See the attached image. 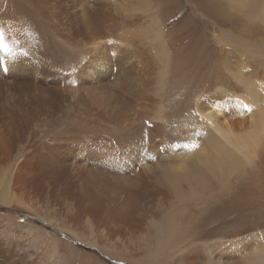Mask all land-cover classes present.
I'll list each match as a JSON object with an SVG mask.
<instances>
[{"label":"bare ground","instance_id":"obj_1","mask_svg":"<svg viewBox=\"0 0 264 264\" xmlns=\"http://www.w3.org/2000/svg\"><path fill=\"white\" fill-rule=\"evenodd\" d=\"M231 1L230 7H246L250 0ZM106 2L113 4V0ZM73 3L80 10L64 17L77 18L70 34L80 41L85 39L81 43V54L85 56L70 75L31 59L22 40L13 38L16 43L13 42L12 30L0 32V116L4 118L0 121V172L8 173L7 187L0 184V201L5 203L11 194L9 199L27 203L33 213L37 209L50 223L74 237L87 236L97 246L110 242L111 234L116 235L112 226H119L129 235L137 230L145 236L157 232L158 251H164L175 239L174 231L181 222L199 227L197 240L219 236L222 224L226 228L234 223L232 219L225 220L227 217L239 213L237 220L242 216L237 202L254 198L264 189V158H258L254 167L260 170L257 179L251 177V171L231 181L237 161L246 163L249 154L264 142V117L231 114L232 106L227 102L211 105L212 100H207L196 113L187 114L185 120L168 122L162 109L160 76L143 78L140 73L145 70L146 74L147 60L143 66L127 65V61L138 60L139 55L136 50L123 49L121 43L102 32L105 18L100 1ZM124 34L123 31L119 37ZM156 57L159 62L166 59L164 49L157 50ZM55 110L68 114L72 123L87 124L90 129L104 123L108 127L102 125L103 130L113 133L126 126L127 119H136L144 139L132 146L91 139L78 143L76 138L65 144L23 139L30 155L16 159L11 154V143L20 141L21 131L25 133L34 119L56 113ZM233 120H237V126L232 124L229 128L226 122ZM168 127L178 134H167ZM192 127L201 128L202 134ZM178 152L181 154L176 155ZM216 186L219 194L201 201L205 198L201 195L211 193ZM223 189L228 190L222 193ZM25 192L54 200L67 212L60 215L31 197L27 200ZM262 216L264 210L259 219ZM214 223H218L217 229H207ZM98 225L110 229L101 234ZM19 227L29 231L31 241L44 240L50 258L56 254V238L47 237L30 225ZM194 240L187 250L189 254L180 257L187 264H195L193 258H199L200 253L208 258L207 264H230L228 260L235 255L249 258L241 261L244 264L264 262V252L258 254L264 249V230L233 239L228 246L213 241L214 247H219V253L213 254L208 253L213 251L209 244L198 245Z\"/></svg>","mask_w":264,"mask_h":264},{"label":"rangeland","instance_id":"obj_2","mask_svg":"<svg viewBox=\"0 0 264 264\" xmlns=\"http://www.w3.org/2000/svg\"><path fill=\"white\" fill-rule=\"evenodd\" d=\"M96 1H100L101 15L105 18L102 32L121 43L123 49L136 50L140 56L135 62L127 61V65L143 66L147 60L146 74L145 70L140 73L143 78L160 76L162 109L168 122L185 120L187 114L196 113L198 106L207 100H212L211 105L227 102L232 106L231 114L264 117V0H250L246 7H230L231 0H113L111 5L106 0ZM79 10L73 0H0V32L12 30L13 42L14 39L22 40V46L33 56L31 59L45 63L65 76L70 75L85 56L81 54L84 52L81 43L85 39L80 41L71 36L70 31L76 27L77 18L66 19L64 15L73 16ZM123 31L125 34L119 37ZM159 49L166 53V59L161 62L156 57ZM123 96L127 97V94ZM55 112L34 119L25 133L20 129V141L10 145L11 154L16 159L30 155V149L21 142L23 139L31 143L41 139L61 144L71 142L70 138H76L78 143L91 139L106 144L119 142L126 146L140 144L144 139V133L137 129L140 122L136 119H127V125L113 133L103 130L102 125L105 129L108 127L104 123L90 129L87 124L72 123L66 113ZM1 120H4L3 115ZM226 123L229 128L232 124L237 126V120ZM192 130L202 134L201 128L192 127ZM166 133L174 136L178 131L168 127ZM262 149L264 142L249 154L246 163L237 161L231 181L251 171V177L254 180L258 178L260 170L254 167L264 158ZM0 184L7 187L8 173L0 172ZM227 190L223 189L222 193ZM234 191L230 189V192ZM218 194L216 186L211 193L201 195L205 197L201 201H207L208 195ZM24 195L26 199L31 197L60 215L67 212L61 210L60 203L35 192H25ZM9 198L5 203L0 201V264H187L185 258L180 257L189 254L187 250L194 239L198 245L202 242L209 244L213 251L208 253L213 254L219 253V247H214L213 241L217 240V245L225 243L224 246H228L233 239L247 238L264 230V216L259 219L264 210V189L254 198L237 202L242 216L237 220L239 213L227 217L225 220L232 219L234 223L226 228L222 224L219 236L214 234L211 239L197 240L199 227H189L181 222L174 231L175 239L164 251H158L157 232L145 236L137 230L129 235V232L117 228L119 226H112L116 235L111 234L110 242L94 245L87 236L83 239L74 237L50 223L37 209L33 213L27 203ZM188 220L191 221L190 218ZM217 224L207 229L215 230ZM19 225L33 226L47 237L56 238V254L50 258L45 241H31L29 231H24ZM98 226L101 234L110 229V226ZM263 252L261 249L258 254ZM200 255L193 258L195 264H207L208 258H203L202 253ZM219 259L226 261V258ZM243 259L249 258L235 255L228 261L230 264H244L241 263Z\"/></svg>","mask_w":264,"mask_h":264}]
</instances>
